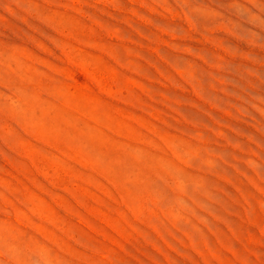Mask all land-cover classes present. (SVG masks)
I'll return each mask as SVG.
<instances>
[{
    "label": "rangeland",
    "instance_id": "1",
    "mask_svg": "<svg viewBox=\"0 0 264 264\" xmlns=\"http://www.w3.org/2000/svg\"><path fill=\"white\" fill-rule=\"evenodd\" d=\"M0 264H264V0H0Z\"/></svg>",
    "mask_w": 264,
    "mask_h": 264
},
{
    "label": "bare ground",
    "instance_id": "2",
    "mask_svg": "<svg viewBox=\"0 0 264 264\" xmlns=\"http://www.w3.org/2000/svg\"><path fill=\"white\" fill-rule=\"evenodd\" d=\"M182 1V0H181ZM187 4V3H186ZM182 5V4H181ZM188 6V5H187ZM178 7V6H177ZM182 7H183V5H182ZM188 9V8H187ZM190 11V10H189ZM169 13V12H168ZM173 16V15H172ZM174 19H175V17H174ZM184 20V19H183ZM197 20V19H196ZM180 22V21H179ZM202 24V23H201ZM193 31V30H192ZM196 33V32H195ZM176 182V181H175ZM176 184V183H175Z\"/></svg>",
    "mask_w": 264,
    "mask_h": 264
}]
</instances>
